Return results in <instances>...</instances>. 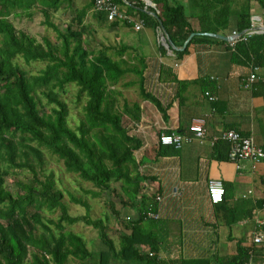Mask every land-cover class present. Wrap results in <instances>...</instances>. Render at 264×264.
<instances>
[{
  "label": "trees",
  "instance_id": "16d2710c",
  "mask_svg": "<svg viewBox=\"0 0 264 264\" xmlns=\"http://www.w3.org/2000/svg\"><path fill=\"white\" fill-rule=\"evenodd\" d=\"M112 1L119 9L124 8L127 16L140 19L142 25L153 32H157L159 23H162L175 47H182L191 33H197L183 51H171L175 55L174 61H180L192 44L223 42L199 33L225 36L228 19L234 12H237L235 31L239 33L250 28L246 5L243 4L240 10L238 3L252 0H237V6L236 0H188L186 5L174 0H151L155 7H145L143 0H125L130 5L121 0ZM254 1L264 8V0ZM72 2L0 0V264H71L69 260L74 264H111L116 259L121 262L138 259L145 260V264H155L153 250L158 241L154 243L150 233L139 231V223L150 220L146 213L152 210V206L148 204L136 220V205L143 201L138 198L141 197L140 184L145 179L136 174L135 152L140 148V141L123 125L124 121L138 123L142 112L139 103L129 104L123 99L119 104L121 94L116 85L132 74L136 81L124 85L136 86L143 101L152 102L161 112L163 108L144 87L143 58L136 56L138 68L136 64H129L128 58L123 59L127 50L125 45L97 44L98 48L84 45L83 30L88 26L84 25L83 19L88 10L99 26L109 30L123 25L134 31L133 24L108 22L105 12L95 10V0H88L81 9L74 10L70 21L59 29L50 21V13L65 11ZM155 11L157 17L147 13ZM36 12L41 14L42 23L56 33L54 42L44 37L39 41L24 31H16L8 19L10 15L20 17L21 14L31 18ZM231 48L232 57L241 54L248 62L253 61L254 66L264 68V34H242L232 47H228ZM160 50L162 53L167 51L163 46ZM17 59L25 64L37 61L46 64L36 75L28 76ZM168 73L180 89L196 82L204 94L212 91L213 84L207 80L178 81L170 69ZM163 74L161 72L160 76ZM68 84L77 87L78 100L85 98L82 116L75 128L68 125L67 105L54 91L62 90ZM38 92L47 99V105H52L48 110L40 101ZM162 115L166 120L164 112ZM171 133L165 131L162 134ZM219 143H225L228 157L229 143L223 140ZM43 151L60 160L66 172L90 182L99 191L92 192L93 196L107 193L119 200V208L109 200L112 216L122 231L118 249L114 248L107 226L100 219L91 220L87 212L84 216L68 215L53 173L44 170ZM10 168L25 169L31 176L26 182L17 181L14 191L4 185ZM113 184H119L118 189L112 187ZM69 197L72 203L88 209L85 201ZM42 209L49 212L58 209L60 215L56 221L46 219L44 222L40 213ZM123 210L132 212L122 213ZM77 222L98 230L99 240L106 250L99 251L96 261L81 236L64 231L62 223L71 225ZM49 226H54L57 233ZM136 245L148 246L153 255L138 252ZM248 258L247 251L238 247L237 255L230 262L247 264ZM194 262L180 261L181 264Z\"/></svg>",
  "mask_w": 264,
  "mask_h": 264
},
{
  "label": "crops",
  "instance_id": "0c3cea01",
  "mask_svg": "<svg viewBox=\"0 0 264 264\" xmlns=\"http://www.w3.org/2000/svg\"><path fill=\"white\" fill-rule=\"evenodd\" d=\"M174 1L186 5L188 0ZM243 4L250 14V25L254 17L264 26V8L252 0L239 2L240 10ZM132 18L136 20L135 16ZM236 22L234 12L228 19L225 36L236 30ZM246 30L241 32L245 34ZM111 31L117 45L127 47L123 59L128 56V63L140 68L136 56L143 58L144 87L163 108L161 112L152 102L141 99V119L136 123L140 141L135 152L136 174L145 177L140 184L138 198L143 201L136 205V220L148 204L152 206L149 211L158 215L157 219L139 223L140 233H150L153 242L158 241L153 250L155 264H181L183 260L195 261L192 264H234L230 260L237 255L238 247L247 251V264H264V240L260 244L253 242L258 232H264V225L256 224V219L264 222V159L256 164L241 161L236 168L227 158L225 143H213V138L222 132L234 130L251 137L264 151V68L254 66L241 54L232 57L233 49H228L232 45L227 41L192 44L180 61H174L173 50H160V46L166 47L159 40L158 31L143 25L134 31L119 25ZM254 32L264 34L256 28ZM133 38L136 41L131 42ZM169 69L178 81H209L213 88L205 93L215 100L210 101L196 82L180 89L170 79ZM251 73L263 81L256 80L245 88L243 83ZM199 117L206 119L203 140L178 149L158 145L157 138L165 131L190 136L187 128L192 119ZM209 180L223 183L221 203L209 201ZM136 250L145 255L151 252L146 245H136ZM111 264L126 262L113 260ZM136 264H145V260L136 259Z\"/></svg>",
  "mask_w": 264,
  "mask_h": 264
},
{
  "label": "rangeland",
  "instance_id": "374dc122",
  "mask_svg": "<svg viewBox=\"0 0 264 264\" xmlns=\"http://www.w3.org/2000/svg\"><path fill=\"white\" fill-rule=\"evenodd\" d=\"M88 0H73L71 6L65 11L63 9L57 12L50 13V21L54 23L59 29L68 23L71 16L74 14V10H79L86 5ZM120 10L124 12V8L120 7ZM22 13V12H20ZM16 31H24L25 33L35 37L37 40H41L43 37L47 38L49 41L54 42L56 40V33L46 25L42 23L43 18L41 14L35 13L31 18L25 14H21L20 17L10 15L8 18ZM121 21V20H120ZM84 25L88 28H84L83 42L85 46L98 48L100 45L105 46H117V39L111 34V30L107 29L105 26H99L98 23L92 18L91 11L88 10L85 18L83 19ZM108 22H111L108 20ZM135 37V33L131 32ZM139 36L142 34L139 32ZM229 36V35H228ZM227 36V37H228ZM131 42L136 41V38L130 40ZM115 58V57H114ZM128 58V56H126ZM129 63L131 60L128 58ZM17 63L22 69H24L28 76L36 75L40 69L44 67L45 62H31L25 64L21 59H17ZM136 81V77L132 74L126 75L117 85L116 89L120 91L121 97L119 98V104H122L123 99L130 103H140L141 98L139 97L138 90L136 86L126 87L124 84L126 82ZM57 92L58 97L64 101L68 108L67 122L71 128H75L82 116V107L84 105L85 98L81 100L77 99V87L73 84H68L63 87L62 90L54 89ZM40 101L45 105V109H49L52 105H47V99L40 95ZM123 125L127 127L128 133L130 135H136V124L124 121ZM44 152V170L46 172H52L55 179V186L63 194L62 202L66 207L69 216H84L86 212L91 220L100 219L105 226H107V233L109 238L112 240L115 249L119 246V235L122 233L120 225L114 219L110 209L109 200L115 205V207H120L119 200L114 196H110L107 193H101L99 196H93L92 192L98 191L90 182L81 180L76 174L68 173L65 171L63 164L55 156L48 154L47 151ZM30 172L25 169L10 168L8 175L5 176L4 185L10 190L14 191L16 189L15 183L17 181L26 182L30 178ZM112 187L118 189L119 184H113ZM99 192V191H98ZM117 193V191H116ZM69 196H74L85 201L88 205V209L82 207L81 205L74 204L70 201ZM132 212L131 210H123L122 213ZM42 219L45 222L46 219H52L56 221L60 215L58 209L49 212L45 209L40 211ZM65 232H70L75 235L82 237L86 243V247L91 251L94 256V260H97V255L99 251L106 250V247L99 240L98 230L85 225L83 222H77L74 224L62 223ZM49 228L57 233L54 226H49ZM40 233V232H39ZM117 260V259H116ZM71 264H74L69 260ZM126 264H136L135 262H126Z\"/></svg>",
  "mask_w": 264,
  "mask_h": 264
},
{
  "label": "built area",
  "instance_id": "2783aa9c",
  "mask_svg": "<svg viewBox=\"0 0 264 264\" xmlns=\"http://www.w3.org/2000/svg\"><path fill=\"white\" fill-rule=\"evenodd\" d=\"M146 6H151L148 0H143ZM95 9L97 11H103L107 14V19L109 21L114 20H122L127 23H133V27L135 30H139L142 28V21L137 19L134 20L132 17L127 16L124 12H122L118 5L113 3L112 0H95ZM158 13L157 11H155ZM263 25L259 22L258 19L252 18L250 29L246 30L245 35L251 36L254 35V29L256 28L259 31H262ZM159 40L161 41V30L158 29ZM230 40L228 41L231 45L239 39L240 34L236 31H233L229 36ZM162 42V41H161ZM163 43V42H162ZM261 78L256 76L255 73H251L248 78L243 83V86L247 88L250 83L254 81H258ZM210 101L215 100L213 96H210L208 93H205ZM206 119L204 117H199L192 119L187 131L190 133L186 135L185 133H171V134H160L157 138V143L160 146L167 147L172 146L174 148H180L184 144L191 143L192 141H201L203 140L206 134ZM223 140L229 143V151H228V160L232 162L236 168H239L238 164L241 161H249L251 163H258L264 159V151L257 146L251 137H246L239 132L234 130H226L221 133V135L217 138H213V143ZM225 194L223 183L220 180H209L207 182V196L209 201L212 204H218L223 201ZM156 200H160V197H155ZM146 217L150 219H157L158 215L154 214L151 211H147ZM257 226H263L264 222L256 219ZM264 240V232H258L256 236L253 238V242L256 244H260ZM149 256L152 255L151 252L148 253Z\"/></svg>",
  "mask_w": 264,
  "mask_h": 264
},
{
  "label": "water",
  "instance_id": "95a60500",
  "mask_svg": "<svg viewBox=\"0 0 264 264\" xmlns=\"http://www.w3.org/2000/svg\"><path fill=\"white\" fill-rule=\"evenodd\" d=\"M123 3L130 5L127 1L125 0H121ZM152 5V4H151ZM145 11V8L143 9ZM148 14L152 15L153 17H157V13L155 12H147ZM159 28L161 30V41L163 42L162 44L166 47V49H168L169 51L173 50V51H178V50H184L187 46V44L189 43V41L191 40V38L195 35H198L197 33H191L187 39L184 41L182 48L181 49H177L174 44L172 43V41L169 39L168 34L166 33L162 23H159ZM262 31H264V27L262 29ZM243 33V32H242ZM199 35L201 36H208L214 39H218V40H222V41H229L230 38L227 36H223V35H219V34H212V33H199Z\"/></svg>",
  "mask_w": 264,
  "mask_h": 264
},
{
  "label": "bare ground",
  "instance_id": "6f19581e",
  "mask_svg": "<svg viewBox=\"0 0 264 264\" xmlns=\"http://www.w3.org/2000/svg\"><path fill=\"white\" fill-rule=\"evenodd\" d=\"M150 3V2H149ZM125 4V3H124ZM151 4V3H150ZM125 5H127V4H125ZM96 10V9H95ZM106 13V12H105ZM107 15V14H106ZM257 30V29H256ZM259 31V30H258ZM242 34H244V32L242 33H240V35H242ZM228 42V41H227ZM182 48V47H181ZM180 51H183V50H180Z\"/></svg>",
  "mask_w": 264,
  "mask_h": 264
}]
</instances>
